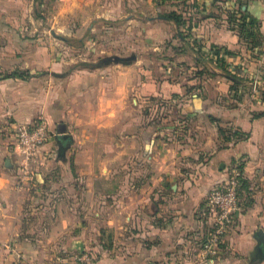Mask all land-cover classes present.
<instances>
[{"label":"crops","instance_id":"0c3cea01","mask_svg":"<svg viewBox=\"0 0 264 264\" xmlns=\"http://www.w3.org/2000/svg\"><path fill=\"white\" fill-rule=\"evenodd\" d=\"M183 8L184 35H188L180 38L188 50L182 53L188 56L182 60L185 70L200 69L199 59L188 48L190 43L197 44L201 51L205 47L209 51L212 46L225 48L233 53L226 58L228 70L241 77L237 86L215 67L209 69L216 73L214 76L193 73L178 79L166 76L157 80L145 71L142 79L138 75V83L137 75L130 76L134 70L114 64L109 84L95 82L97 74L90 75L83 62L63 73L56 69L50 72L52 77L65 76L69 82L61 90L55 84L42 113L49 125L65 128L70 137L64 141L67 146L73 138L75 145L82 147L87 145L92 130L111 129L122 141L141 140L138 154L150 164L145 178L147 190L130 198L123 223L111 225L116 233H123L119 245L126 252L104 255L100 264H237L246 255L250 262L264 260V251L258 258L259 251L254 252V235L261 232L264 236V0H184ZM231 16L234 20L230 22ZM241 18L254 22L253 32L261 36L260 47L249 48L239 37L236 22ZM170 33L163 30L158 37L172 39ZM91 76L92 84H98L96 94L89 92ZM127 76L130 81H122ZM148 95L158 97L154 99L160 104L152 105L156 112L149 114L154 118L138 135L136 108ZM173 98L177 100L170 101ZM35 105L23 112L22 104L16 103L11 115L17 123L26 124L41 112V106ZM6 115L0 108V120ZM220 128L229 139L219 134ZM181 131L186 133L184 137L178 136ZM56 132L43 148L53 146L57 150ZM234 132L244 137L235 139ZM9 150L8 138L0 139V160ZM234 168L246 182L247 189L242 193L249 196V204L242 206L234 228L227 234L225 249L215 256L203 255L202 244L212 219L205 206L206 195L225 183ZM4 170L0 169V264H47L35 251L41 245L19 236L25 196L15 187L10 169ZM39 177L37 173V181ZM69 224L66 220L55 228L66 235L63 242L53 239L49 245L68 250L80 243L84 249L87 221L82 216L77 238ZM56 258L51 257L49 262L84 264Z\"/></svg>","mask_w":264,"mask_h":264},{"label":"rangeland","instance_id":"374dc122","mask_svg":"<svg viewBox=\"0 0 264 264\" xmlns=\"http://www.w3.org/2000/svg\"><path fill=\"white\" fill-rule=\"evenodd\" d=\"M183 6L184 0H0V108L7 114L0 120V139L5 141L8 137L4 133L9 135L6 128L17 122L11 115L16 103L22 104L23 112L36 107L35 104L41 106V112H36L26 124L43 121L49 125L42 113L45 102L55 84L61 90L69 82L65 76L52 77L50 72L55 69L63 73L82 62H94L97 68L83 67L90 70V75L97 74L95 82L100 84L111 83L114 64L134 70L130 76L132 79L137 75L138 83V75L142 79L145 71L157 80L192 76L195 71H187L183 66L182 60L188 56L182 53L188 50L178 36V32L183 38L188 36L184 35L186 27H177L160 17L171 10L183 15ZM163 30L174 37L162 40L159 37ZM195 45L190 43L188 48L199 59L198 64L214 68L216 59L211 51L205 47V51L198 52ZM14 72L26 79L12 77ZM122 81L130 80L127 76ZM92 82L91 76L89 92L96 94L98 84ZM145 97L136 108L138 135L154 118L149 114L156 112L152 105L160 104L154 99L158 97ZM49 126L54 133L58 129ZM90 133L87 145L82 147L75 145L72 138L61 157L53 146L42 147L24 181L17 179L13 164L10 168L5 166L6 160L13 161L10 150L0 160L1 171L10 169L15 187L25 196L24 217L18 222L19 236L41 245L35 251L43 255L47 264H52L51 257L60 262L70 258L84 264H100L104 255L126 252L119 245L124 240L123 233H116L111 225L123 223L130 198L141 196L148 187L145 178L150 164L138 154L141 140L122 141L111 129ZM181 133L178 136L186 135ZM82 216L88 225L84 249L80 243L68 250L49 245L53 239L63 242L66 238L60 229H55L66 220L73 226L74 237H80ZM113 220L116 222L112 223ZM237 264H264V260L250 262L246 255Z\"/></svg>","mask_w":264,"mask_h":264},{"label":"built area","instance_id":"2783aa9c","mask_svg":"<svg viewBox=\"0 0 264 264\" xmlns=\"http://www.w3.org/2000/svg\"><path fill=\"white\" fill-rule=\"evenodd\" d=\"M6 130L9 132L7 137L11 152L16 157V177L24 181L29 178L40 149L52 138L54 132L43 121L33 124L13 122ZM241 177L236 168L232 169L228 180L206 195L205 206L212 219L202 244L203 255L215 256L225 249L226 236L234 228L242 211Z\"/></svg>","mask_w":264,"mask_h":264},{"label":"trees","instance_id":"16d2710c","mask_svg":"<svg viewBox=\"0 0 264 264\" xmlns=\"http://www.w3.org/2000/svg\"><path fill=\"white\" fill-rule=\"evenodd\" d=\"M160 17L166 21L172 22L173 24H175L177 27H181L183 25H185V20L184 17L181 13L176 12L174 10H171L169 12H166L164 14H161ZM230 22L233 21L232 20V16L229 17ZM253 24L254 22L251 20H247L246 18H241L236 22V27H237V31H238V35L240 38H242V40L244 41V43L249 47V48H254V47H260L261 44V36H258V34H255L253 32ZM181 29V28H180ZM178 36L182 37V34L178 32ZM198 52H200V47L197 50ZM211 53L214 55L215 60V64H216V68L222 73L223 76L229 78L232 81V85L235 87L239 84V82H241V77L237 76L236 74H232L229 70H228V64L226 63V58L233 55V53L225 48H218L215 46H212L210 49ZM81 65L83 66H95L96 64H90V63H82ZM203 74H210L211 76L216 75V73L211 72L209 70V68H206V66H200V69L195 70L194 72V76H202ZM12 77L15 78H20V79H26V77L21 76V74L14 72L11 75ZM232 86V87H233ZM262 97H264V92H262ZM219 134L222 135V137L226 140L229 139L226 135H225V131H223L221 128L219 129ZM233 137L235 139H241L244 137V134H241L239 132H234ZM241 189L242 191L247 189V185L246 182L243 180V178L241 177ZM249 196L245 195L243 196V206L249 204Z\"/></svg>","mask_w":264,"mask_h":264},{"label":"water","instance_id":"95a60500","mask_svg":"<svg viewBox=\"0 0 264 264\" xmlns=\"http://www.w3.org/2000/svg\"><path fill=\"white\" fill-rule=\"evenodd\" d=\"M58 137L56 138V144H57V151H58V156L61 157L63 156V154L65 153L66 149H67V145L64 143V141L66 139H70V137L65 133V128L62 126H58ZM13 156V161L10 162L9 160H6L5 166L6 168H10L13 164V166H16V157L15 155L12 153ZM254 239L256 240V247L254 248V252L255 251H263L264 249V236L261 232H258L254 235ZM252 256V254H251Z\"/></svg>","mask_w":264,"mask_h":264},{"label":"flooded vegetation","instance_id":"af4514ba","mask_svg":"<svg viewBox=\"0 0 264 264\" xmlns=\"http://www.w3.org/2000/svg\"><path fill=\"white\" fill-rule=\"evenodd\" d=\"M263 251H264V249H263ZM263 251L260 250V251L257 253V255H256L257 258L261 256V254H262ZM263 254H264V253H263Z\"/></svg>","mask_w":264,"mask_h":264}]
</instances>
